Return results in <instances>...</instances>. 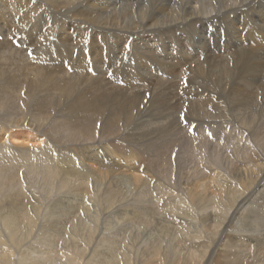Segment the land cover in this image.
Masks as SVG:
<instances>
[{
    "label": "bare ground",
    "instance_id": "obj_1",
    "mask_svg": "<svg viewBox=\"0 0 264 264\" xmlns=\"http://www.w3.org/2000/svg\"><path fill=\"white\" fill-rule=\"evenodd\" d=\"M148 1L144 11L129 13L126 11L131 9L124 2L110 4L106 0H0V32L8 28L10 42L17 35L19 41L24 36L29 41L23 40L26 45L48 51L39 52L30 61L11 48L13 45L3 37L7 32L0 33V264H264V109L253 108L256 111L239 119L227 117L225 108L224 114L219 112L220 105L228 107L226 85L231 79L220 76L228 74V69L225 73L219 70L221 78L210 82L213 90L204 89L212 91L211 95L200 97L197 104L195 99L190 105L209 111L215 107L223 119L220 122L232 125L231 132L238 144L230 152L216 153L214 148L213 155L207 154L206 146L201 144L204 152L195 154L196 149L192 152L195 156L191 154L192 159L184 164L165 153L167 144L171 146L178 141L175 136L179 128L172 123L167 134L162 122L158 123L160 126H152L156 131L161 129L159 135L150 131L157 139L136 138L140 134L135 133L138 127L129 128L131 143L121 144L119 135L132 122L135 111L138 116L143 112L140 109H146L150 116L152 111L164 108L165 105L157 104V99L152 100L155 96L149 97L144 107L145 94L138 91L122 96V103L121 99L116 104L107 99L111 105H104L102 100L111 94V88L110 94L95 96L100 84L96 81L98 84L86 83L89 87L79 90L80 80L85 76L83 65L79 64L75 77L66 71V62L62 60L75 54V46L64 41L72 26L78 29L82 25L85 29L89 25L111 37L127 36L132 30H148L149 26L159 24L167 25L168 35L172 36V32L187 24L193 26L218 16L227 17L221 10L224 8L226 13L236 5L235 0H215L204 10L200 0ZM255 1L243 0L237 7L253 8ZM259 39L263 41L264 37ZM99 44L91 45L89 52L92 63L97 65L106 55L101 56ZM54 46L64 50L58 49L56 55L62 59L51 63L47 60L52 59ZM63 46L69 49L64 56L68 49ZM83 56L79 59L85 64ZM261 61L264 63V59ZM98 66L92 67L97 75L101 74ZM199 66L200 62L196 68ZM262 66L261 62L248 61L243 67L241 80L248 85L247 89L254 87L257 79L254 74ZM174 75L178 74L173 72ZM249 92L244 97L252 98L253 93ZM165 101L169 104L170 100ZM261 102L264 104V99ZM107 106L111 108L110 114L99 133L94 126L98 118L88 115L101 116ZM86 116L87 122H82ZM168 116L170 113L166 119ZM136 142L139 145L132 147ZM72 152L78 160H71ZM166 163L169 166L164 172ZM117 166L121 168L118 172L114 171ZM198 175L205 176L196 178Z\"/></svg>",
    "mask_w": 264,
    "mask_h": 264
},
{
    "label": "rangeland",
    "instance_id": "obj_2",
    "mask_svg": "<svg viewBox=\"0 0 264 264\" xmlns=\"http://www.w3.org/2000/svg\"><path fill=\"white\" fill-rule=\"evenodd\" d=\"M106 1L109 2L110 4H112V3L114 4V3H118V2L119 3L124 2L123 4L129 6L128 8L131 9V11H126L129 13L130 12L133 13L134 11H139V10L144 11L147 7L146 5H149V3H147V2H149L148 0H131V1L130 0H109V1L106 0ZM202 1L203 0H200V3L203 4L201 6L203 7L204 10H206V9L208 10V8H209L208 5H210L211 3H214V2L216 3L217 0L216 1L215 0H213V1L212 0H204V2H202ZM230 1L232 2L233 0H230ZM242 1L243 0H238V2H237V0H235L234 3H236V5L233 6L234 11L232 9L231 10L229 9V11H227L228 13L227 12L225 13L224 8L221 10V12H223L224 15H227V17L226 16L224 17L223 15L221 17L218 16L212 20H209L208 22H205V21L197 22L198 24L195 23L193 26H192V24L191 25L187 24L185 28L179 27L176 31L172 32V36H171V34L168 35L169 32L167 31L168 29H166L167 25H162L163 26V28H162V26L159 24H156V26L155 25L149 26L148 30H147V28L146 29H140V30L137 29V32H135L136 30H132V31H130L132 33L127 35L128 37L127 36H119V35H117V36L111 35L112 38L110 37V34L104 33L100 30H93V29H91V27L89 25H88V28H85V29L81 27L82 25H80V28L78 26H76V27H78V29L77 28L74 29V27L72 26L71 28L68 29V31H67L68 35L64 41L66 43H68L71 47L75 46L74 47V50H75L74 53L76 55L70 54L69 56L65 57L64 60H62V61L66 62L65 63V67L67 66L66 71L68 70V73L70 75H73L72 77H75V75L77 73L76 70L81 65H83V68H81V69H84L83 76L84 75L85 76L84 77L82 76L83 78L80 80L81 85L79 87V90H81V88H83V87H89L88 85H90V83L98 84L99 81H100L99 82L100 84H98L99 91H97L95 96H99L101 94H106V93L108 95V92H109L108 90L110 88L112 89V90L110 89V92L112 91L111 94L109 92L110 95L107 96V98H105V99L103 98L102 102L104 101V105H108L107 102H109V100H110V102H113V104L116 101H117V103H120V101L122 103V99H121L122 96L128 97L131 94L132 95L136 94L137 91H138V93H144L146 95L145 99H144L145 95L142 96V101H143L142 107H144V105L147 106L146 103L149 102V100H150L149 97H151V96L152 97L155 96L154 98H152V100L155 102V100L157 99V104L165 105L163 109H159L158 111H155V112L152 111L150 116H148L149 114H148V111H146V109H144V110L140 109L143 112H141L142 115L139 114L138 116L135 115V113L137 112V111H135L134 112L135 116L133 115L132 122L125 127L122 126L124 129L121 131V133L119 135L120 141L122 140L121 141L122 145H126V144L131 143V140H129L130 139V137H129L130 136V129L129 128H132V127H138V130L135 131V133L139 132L140 134L136 135V138L140 137V139L141 138H143V139H146V138L147 139H153V138L157 139V137L155 135H157V134L159 135V132L161 131V129H160V131L159 130L156 131V129H157L156 127H157L158 123L161 124V122H162V127H164L165 133L168 132L170 123L174 124L176 127L179 128L178 131H176V136H175L176 140H178V141H176L171 146L167 144V148L170 150V152H168V149H166V151H165V153L168 154L167 157H169V158L171 157L173 160L175 159L176 161L179 160L177 162H182V164H184L185 162L192 159V157H193L192 155H194L192 152L196 151V149L198 151L194 152L195 154L198 152H200V153L204 152L203 151L204 148L200 147L201 144L206 146V151L208 150L207 154H209V155H213L212 153L215 150H216L215 151L216 153H218V152L224 153V151L230 152L233 149L232 146L233 145L235 146L236 144H238L237 143L238 140L235 138V135H233L234 132H231L232 125L230 124V122L229 123H227V121L220 122V120L223 121V119L220 118V115L224 114L223 108H225V112H226L227 117H232L235 119H239V118H241V116L247 115L248 112H249V114H251L256 110H259L262 108L264 109V106H263L264 104L261 102V100L264 99L263 98L264 97V94H263L264 93V73H263L264 72V66H262L261 71L259 73L254 74V77L255 78L257 77L256 82H255L254 87H253L254 89L253 88H252V90L249 88L247 89L248 85L244 84L245 83V82H243L244 80L243 81L241 80V79H243L241 77L242 76V69H243V67L246 66L248 61L251 62L252 64H253V62L254 63H260L261 62V64L264 65V63H262L263 61H261L264 59V50H263L264 49V45H263L264 40L262 41V39H259V38H261V36L264 37V0L263 1L262 0H259V1L256 0L257 2L255 1L252 4L253 8L250 7L251 9L250 8L246 9L247 7L240 8L241 5H239L237 7V4H239ZM126 2H127V4H126ZM186 4H190V3H186ZM186 4H185V6L188 7V5H186ZM131 5H132V7H131ZM144 5H145V7H144ZM116 6L120 7L119 4H117ZM152 10L154 12V8ZM230 12H232V13H230ZM87 29L89 30V32ZM150 29H152V30H150ZM84 30L85 31L87 30V31L85 32ZM4 31L7 33H5ZM56 31L57 30L55 29L54 34H56L55 33ZM160 31H161V33H160ZM162 31L164 34H162ZM2 32L5 33L3 37L6 38V41H9L10 37L7 36L8 28H6L5 30L3 29ZM2 32H0V33H2ZM74 32H75V34H73ZM99 32H100L101 37L99 36ZM239 33H240V35H239ZM74 35H77V36H74ZM137 36H139V37H137ZM182 37H183V39H182ZM16 38H13L11 40V42L9 41L13 45L11 48L16 49L17 51L19 50V53L22 54L24 56V58L27 56V58L30 59V61L35 60L40 55L39 52L40 53L48 52V51L39 50L37 48L38 46L36 47V46L26 45L27 43L23 42V40L25 39L24 36L21 39V41H19L20 39L18 38V35L16 36ZM126 38L128 39V41ZM78 39L80 41L76 42V41H78ZM25 40L27 41L28 39H25ZM72 40H74L75 42ZM92 40L94 41V43ZM101 40L103 41L104 44L102 43ZM104 40H105V42H104ZM108 41H111V42H108ZM27 42H29V41H27ZM99 42L101 43V44H99L100 45L99 47L102 48L101 52L103 51V53H101V56L103 54L107 55V57H106V55H104L101 59L102 61L99 60L100 62H98V65L100 66L101 69L97 65V62L92 63V55H91L92 53H89L92 50L91 48H93L92 46L97 45ZM114 45H115V47H114ZM116 45H117V47H116ZM125 45L127 47H125ZM130 45H132V46H130ZM27 46H28V48L33 47L34 49L29 51ZM111 46H113V47H111ZM63 47H65V49L67 48L66 46H63ZM255 47H256V49L254 50ZM58 49L64 50L62 47L57 48L56 46H54V53H53L52 57H50L52 59L47 60V61L53 63L55 61L62 59V56L56 55V52ZM120 49L123 51H121ZM262 50H263V52H261ZM31 52H35V53H31ZM68 52H69V49L64 51L63 56H64V54H66ZM117 52H119L120 56L117 54ZM78 55L79 56L84 55L83 57H85V58L83 60H85V61H83V62H85V64H82V61L79 59ZM133 55H134V57H133ZM35 56H37V57H35ZM257 56H258V58H257ZM32 57L33 58L35 57V58L33 59ZM66 58H67V60H66ZM104 59H105V61H104ZM228 60H229V63H228ZM234 60H237V63ZM75 62H76V64H74ZM199 62H200V66L196 68V66H197V64H199ZM222 62H224V63H222ZM89 63H91V64H89ZM73 64H74V66H73ZM79 64H81V65H79ZM237 65H239V66H237ZM94 66H98V68L101 70L102 75L101 74L97 75L96 70H95V72L93 71L94 68H92V67H94ZM221 69H223V70H221ZM226 69L229 70V73L228 74H222L220 76H222V79L225 78L224 77L225 75H226V77L228 76L227 77L228 81H230V79H231V81L228 82L229 84L226 85V87L229 86V88H227V94H228L227 95L228 96V98H227L228 104L227 105H228V107H222L220 104H218L217 106L220 105L219 107L221 108V110H219V112L221 111V114H220V113H217V111H215V107L211 111H209V110H207V108L196 109V108H194V106L190 105L191 102H195V99H196V104H197V102L199 101L198 99H200V97H206L207 94H210V93L212 94V91L210 93H208L204 89L207 88V89L213 90V88H212L213 84H211L212 83L211 81L213 79H214V81L218 80V78L220 77L218 75L219 74L218 71L221 70L222 72H224ZM85 70L87 71V73L85 72ZM197 70H198V72H197ZM90 71L94 72L95 74L90 73ZM173 72H174V74L177 73L178 75L173 76ZM261 72L263 74H261ZM247 73H248V71H247ZM87 74L88 75L90 74L91 76L88 77ZM189 74H193L194 76L189 75ZM92 75H93V78H92ZM235 76H237V77H235ZM130 80H132V81H130ZM96 81H98V82H96ZM236 81H237V83L241 82V81L243 83L237 84ZM232 82H233V84H232ZM103 84H104V86H103ZM106 85H109V86H106ZM193 85H194V88H193ZM234 86H236V87H234ZM232 87L235 88L233 92H231L232 91L231 89H233ZM129 88H130V90H129ZM114 89H116V90H114ZM125 89H128V91ZM191 89H193L194 91H192ZM101 90H102V92H101ZM119 90H121L122 93ZM185 90H187V91H185ZM240 90H242L243 92ZM249 90H251V91L249 92ZM129 91H131V93ZM115 92L117 93V95ZM246 92H249L250 95L253 93L252 98L251 97H244V94ZM123 93H124V95H123ZM261 93L263 96L261 95ZM223 94H224V92H223ZM232 94L234 96L237 94L238 95H237V97L235 96L236 97L235 98ZM119 96H120V98H119ZM215 96H216V94H215ZM229 96H232V97L230 98ZM243 97H244V99H243ZM71 99H72V97H71ZM107 99H109V100H107ZM119 99H121V100L119 101ZM165 100H168V101L170 100L169 104H167V101H165ZM232 100H234V101H232ZM222 101H224V100H222ZM234 102H236V103L234 104ZM244 102H246L248 105ZM210 104L211 103H209V106H210ZM110 105L111 104H109L108 106H110ZM108 106H107V109H106V107H104V110H103V113L101 114V116L88 115V116H90V118L95 117V118H98V120L100 119L99 122L97 119L94 120V126L98 127L99 133H100V129H101L102 125L105 123L104 122L105 119L110 114L111 108H109ZM167 107H168V109H167V113H166V112H164V110ZM180 107H183L182 110ZM253 108H255L256 110ZM105 109H106V111H105ZM176 111H178V112H176ZM189 111H191V112H189ZM197 111H199V113H197ZM203 112L207 116L204 115ZM168 113H170V116H168L166 119V116ZM228 113L229 114L231 113V114L229 115ZM65 114H66V111H65ZM164 114H166L165 118L162 117ZM88 116H86L85 118H82L83 120L81 119V121L87 122V120H85V119ZM137 117H139V118H137ZM194 121H195V123H194ZM184 123H185L186 127H185ZM201 123H203V124H201ZM167 124H168V126H167ZM187 124L189 125V127L187 126ZM214 124H216V125H214ZM152 126H156V127L153 129ZM158 126H160V125H158ZM203 126L205 129L203 128ZM187 127L189 128L188 130H187ZM222 127L223 128L225 127V128L223 129ZM150 131L153 132L155 135L153 133H151ZM208 131H209L210 135H209ZM224 131H226V132H224ZM132 133H134V132L132 131ZM225 133H227L228 136L225 135ZM179 134H180V136H179ZM177 135H178V137H177ZM204 135H205V137H204ZM214 135L216 137H214ZM217 136H219V137H217ZM177 138H179V139H177ZM166 139H168V140L171 139L170 133H169V137L167 136ZM166 139H164V140H166ZM180 140H183V141H180ZM201 140H204L205 142L203 143V141H201ZM231 140H232V142H231ZM233 140H234V143H233ZM142 142H144V140L140 141V143H142ZM179 142H182V145H180L181 143H179ZM241 142H243V141H241ZM136 143H138V144H136ZM136 143L133 144L132 147L135 148V147H137V145H139V142H136ZM188 143L190 146L188 145ZM216 143H218V144H216ZM155 145H156V142H155ZM211 145L213 146V148ZM214 145H216V146H214ZM200 148H202V150ZM214 148H215V150H213ZM98 150L101 151V148L99 147ZM211 150H212V152H211ZM186 152H188V154ZM215 152H214V154H215ZM188 155H190V156L188 157ZM64 157H66L65 159H69L67 156H64ZM79 157H82V159H84L83 156H79ZM243 157H244V160L247 159V158H245L246 156H243ZM70 158L73 161H74V159L78 160L77 154H74L73 152L71 153ZM169 158L167 160H169ZM73 161H71V164L74 163ZM239 161H240V159H239ZM167 164L168 163L164 164L165 166H163V168H162L164 170V172H167L168 167H166V166H169ZM182 164H181V167L183 166ZM117 168H119V166L114 167V171L118 172L121 169V168L120 169H117ZM204 176L205 175H201V176L198 175V176H196V178H199V177L201 178ZM192 178H193V176H192Z\"/></svg>",
    "mask_w": 264,
    "mask_h": 264
}]
</instances>
